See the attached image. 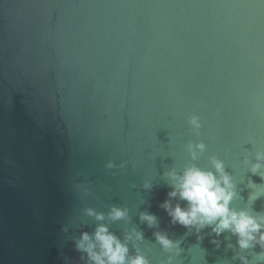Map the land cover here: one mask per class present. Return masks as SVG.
Listing matches in <instances>:
<instances>
[{
    "label": "water",
    "instance_id": "obj_1",
    "mask_svg": "<svg viewBox=\"0 0 264 264\" xmlns=\"http://www.w3.org/2000/svg\"><path fill=\"white\" fill-rule=\"evenodd\" d=\"M259 154L264 0H0V264H94L77 244L101 225L149 264H264L162 206H187L167 173L214 157L230 207L264 215Z\"/></svg>",
    "mask_w": 264,
    "mask_h": 264
},
{
    "label": "clouds",
    "instance_id": "obj_2",
    "mask_svg": "<svg viewBox=\"0 0 264 264\" xmlns=\"http://www.w3.org/2000/svg\"><path fill=\"white\" fill-rule=\"evenodd\" d=\"M191 123L199 127L197 119L194 117ZM197 148L203 150L204 145L199 144ZM195 158V153H193ZM257 160H264V154H259ZM213 171H205L192 166L186 168L182 174L175 172L167 173L172 180L173 190L169 193L170 197H179L187 201V206L182 208L177 204L174 208L169 201L162 205L169 212L174 223H179L186 228L195 227L198 231L205 226H213V231L219 235L224 230H230L238 237V244L241 249L249 248L252 242L259 243L264 249V215L253 216L246 210L236 211L230 207L233 200L235 186L231 176L224 170L223 161L212 158ZM262 167L260 163L252 166L251 171L257 174ZM264 179V173H259ZM264 194V188L250 195V200L259 198ZM89 215L94 213L88 210ZM126 211L112 209L110 216L112 219H121L125 217ZM97 219H103L102 214H96ZM141 219L146 220L151 226L155 217L142 214ZM137 239L141 234H136ZM159 243L168 250L173 248V242L167 237L156 234ZM79 250L86 251L94 264H149L147 259L137 254L128 258V248L108 229L101 225L94 233V239L87 233L82 234L81 241L77 244ZM99 249L96 251V249ZM264 256V252L261 253ZM246 264V261H245Z\"/></svg>",
    "mask_w": 264,
    "mask_h": 264
}]
</instances>
